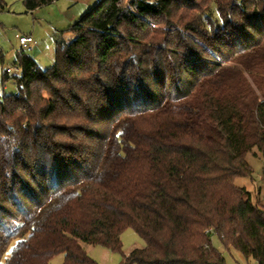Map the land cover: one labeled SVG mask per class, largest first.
<instances>
[{
	"label": "trees",
	"instance_id": "trees-1",
	"mask_svg": "<svg viewBox=\"0 0 264 264\" xmlns=\"http://www.w3.org/2000/svg\"><path fill=\"white\" fill-rule=\"evenodd\" d=\"M177 1L98 0L72 39L55 33L51 67L17 53V93L0 96L4 264H98L81 243L120 252L129 227L144 245L122 264H225L211 235L264 264V207L234 184L247 153L264 157V0H209L198 31L224 37L221 64L140 34L142 17L197 7Z\"/></svg>",
	"mask_w": 264,
	"mask_h": 264
},
{
	"label": "rangeland",
	"instance_id": "rangeland-1",
	"mask_svg": "<svg viewBox=\"0 0 264 264\" xmlns=\"http://www.w3.org/2000/svg\"><path fill=\"white\" fill-rule=\"evenodd\" d=\"M97 1L53 0L51 3L37 7L33 11H26L22 0H0V96L15 95L17 93V87L13 81L11 79H4L3 76L5 72H7L8 77L16 74L13 71V67L16 66V55L20 51L19 36L30 35L34 39L36 44L31 50L24 51V53L31 56L41 69L49 68L53 65L55 59L53 43L55 33L63 31V38L65 40L72 39L73 36L68 29L85 12L94 7ZM124 2L126 3L127 0H124ZM177 2L179 4H193V6L197 5V7L181 9L170 18L142 17L147 26L143 31L141 30L140 34L144 35L147 39L148 37H168L169 41L176 40L177 38L179 40L182 38L194 40L196 42V49H199L203 59L205 57L206 63H223V59L219 53L224 48L219 44L224 42V37H220V39L214 41V39H211L213 35L207 31L210 36H207L206 40L209 41L205 43L199 36L198 31L200 30L202 33L206 32L199 25L200 14L208 7L213 9L214 5H210L209 0H180ZM212 16L216 17V13L213 12ZM185 26L195 29L189 31ZM168 46L172 47V45ZM176 71L174 70V72ZM169 74L171 75L172 73ZM167 82V86L175 84L171 80H167ZM153 83L154 81L151 86H154ZM42 96L46 99L47 94L43 93ZM245 159L251 169V174L250 176L235 179L234 184L237 187L244 188L248 192L250 201L253 204L264 207V157L254 148L252 152L246 154ZM120 241V252L111 251L99 245L81 243V246L88 256L98 264H122V255H127L132 247L142 248L144 245L143 239L130 227L122 231ZM210 241L222 254L225 264H257L253 258H246L233 248L229 250L224 249L216 235H211ZM10 250L11 246L7 248L0 260V264H4ZM62 262L63 255L57 254L51 258L49 264H61Z\"/></svg>",
	"mask_w": 264,
	"mask_h": 264
},
{
	"label": "built area",
	"instance_id": "built-area-1",
	"mask_svg": "<svg viewBox=\"0 0 264 264\" xmlns=\"http://www.w3.org/2000/svg\"><path fill=\"white\" fill-rule=\"evenodd\" d=\"M18 42H19V50L20 51H29L32 49V47L36 44V42L34 41V39L28 35V36H19L18 38ZM13 71L15 73L19 72V67L16 65L13 67Z\"/></svg>",
	"mask_w": 264,
	"mask_h": 264
},
{
	"label": "crops",
	"instance_id": "crops-1",
	"mask_svg": "<svg viewBox=\"0 0 264 264\" xmlns=\"http://www.w3.org/2000/svg\"><path fill=\"white\" fill-rule=\"evenodd\" d=\"M132 249H134V248L132 247V248L128 251V253H129ZM85 252H86V251H85ZM128 253H127V254H128Z\"/></svg>",
	"mask_w": 264,
	"mask_h": 264
}]
</instances>
